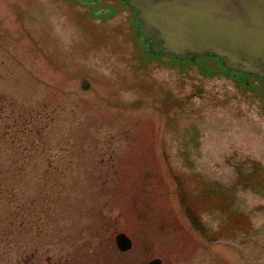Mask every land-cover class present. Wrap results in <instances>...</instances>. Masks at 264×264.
<instances>
[{
	"label": "rangeland",
	"instance_id": "1",
	"mask_svg": "<svg viewBox=\"0 0 264 264\" xmlns=\"http://www.w3.org/2000/svg\"><path fill=\"white\" fill-rule=\"evenodd\" d=\"M133 15L0 0V264H264V82Z\"/></svg>",
	"mask_w": 264,
	"mask_h": 264
},
{
	"label": "water",
	"instance_id": "2",
	"mask_svg": "<svg viewBox=\"0 0 264 264\" xmlns=\"http://www.w3.org/2000/svg\"><path fill=\"white\" fill-rule=\"evenodd\" d=\"M122 1L135 9L149 52L176 58L211 55L227 69L264 81V0ZM81 84L88 87L86 80ZM114 240L120 251L131 248L124 232ZM147 264H161V259Z\"/></svg>",
	"mask_w": 264,
	"mask_h": 264
},
{
	"label": "flooded vegetation",
	"instance_id": "3",
	"mask_svg": "<svg viewBox=\"0 0 264 264\" xmlns=\"http://www.w3.org/2000/svg\"><path fill=\"white\" fill-rule=\"evenodd\" d=\"M83 2H88L89 4H93V5H96V4H98V3H100L101 2V0H82ZM114 1H116L117 3H119L120 5L122 4V5H124V6H126L127 8H131V7H129V6H127V5H125L124 3H123V1H121V0H114ZM112 5H109V6H100L99 8H97V7H95V8H93V9H91V14H92V16H90V17H92V18H95V17H98L99 16V14H107V13H113L114 12V9H113V7H111ZM93 16H95V17H93ZM129 20V19H128ZM136 22H138V21H136ZM138 25L140 26V23L138 22ZM151 57H153V58H159L160 56H158V55H150ZM163 56V55H162ZM166 56H168L171 60H172V62L173 63H178L179 62V60H188L189 61V59L191 60V58H189V57H180V58H175V57H172V56H169V55H166ZM207 60H209V61H212L213 63H217L218 64V62L216 61V59L215 58H213V57H207L206 58ZM194 60H198V57L197 58H194L193 60H191V61H194ZM218 66L220 67V68H222L219 64H218ZM227 74H230L236 81L237 80H243L244 78H249L250 76H253V75H247V74H245V73H241V72H235V71H229V70H226V69H224V68H222Z\"/></svg>",
	"mask_w": 264,
	"mask_h": 264
},
{
	"label": "trees",
	"instance_id": "4",
	"mask_svg": "<svg viewBox=\"0 0 264 264\" xmlns=\"http://www.w3.org/2000/svg\"><path fill=\"white\" fill-rule=\"evenodd\" d=\"M200 57H201V56H200ZM198 58H199V57H198ZM25 128H26V127H25ZM21 131H22V132H25L24 128H23V130H21ZM27 131H28V133H29V132L31 131V129L29 128ZM40 131H41V129H37L36 133H37V132L39 133ZM28 133H27V134H28Z\"/></svg>",
	"mask_w": 264,
	"mask_h": 264
}]
</instances>
